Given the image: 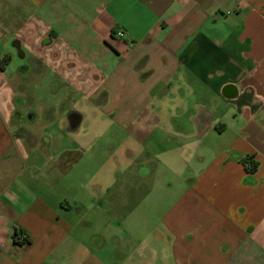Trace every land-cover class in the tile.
Listing matches in <instances>:
<instances>
[{
	"label": "crops",
	"instance_id": "0c3cea01",
	"mask_svg": "<svg viewBox=\"0 0 264 264\" xmlns=\"http://www.w3.org/2000/svg\"><path fill=\"white\" fill-rule=\"evenodd\" d=\"M120 2L92 4L85 10L79 4L74 11L66 9L63 0H0V35L2 10H14L28 19L25 43L33 50L40 42L44 49L63 38L79 43L82 36L104 46L109 43L122 65L106 91H128L122 102L131 112L117 117V122L124 128L137 122V133L145 131L151 118L160 123L157 109L168 100L185 108L184 96L176 95L182 87L202 101L194 102L185 114L187 129L175 117L165 123L168 133L195 138L200 132L191 124L212 119L207 121L212 127L202 135L212 128L221 136L228 129L214 119V113L222 111L216 102L231 103L235 110L231 121L243 119L244 123L233 131L219 158L224 171L230 168L235 176L223 182L224 194L219 188V214L214 218L205 211L198 215L194 211L198 202L193 201L187 215L196 220L197 228L178 225L179 213L166 215L165 224L173 236L167 248L115 246L131 230L123 229L97 206L100 199L109 207L114 204L107 197L110 186L105 185L101 190L105 193L98 197L97 186L91 184L97 173L84 182L80 156L62 162L61 157L74 150L35 151L34 138L24 131L16 134L10 124L0 60V264H160L157 256L165 251L169 264H264V0ZM224 14L233 15L226 25ZM135 27L145 29L137 34ZM15 39L22 46V40ZM103 49L109 52L108 47ZM140 74L144 77L132 76ZM183 75L190 77L187 85ZM130 77L133 85H129ZM147 85L167 86L168 92L158 88V94H149ZM132 90L137 91L129 95ZM109 93L112 100L115 94ZM136 108L138 115L131 114ZM229 191L237 197L230 198ZM18 234L24 242H18Z\"/></svg>",
	"mask_w": 264,
	"mask_h": 264
},
{
	"label": "rangeland",
	"instance_id": "374dc122",
	"mask_svg": "<svg viewBox=\"0 0 264 264\" xmlns=\"http://www.w3.org/2000/svg\"><path fill=\"white\" fill-rule=\"evenodd\" d=\"M63 1L66 9L74 11L79 4H84V10L98 3L102 6L107 3L122 5L121 0ZM130 3L135 6L132 1ZM29 14L33 15V10L29 9ZM228 16L224 14L225 25L233 17ZM221 17L219 14L218 18ZM1 20L0 60L4 67L3 90L8 97L11 127L18 135L24 131L34 138L35 151L44 148L49 154L56 147L74 150L65 153L61 157L62 162H71L80 156V175L83 181H90L97 173L91 184L97 186L98 197L105 193L101 191L105 185L110 186L111 191L107 197L115 201L110 205L111 211L105 199H100L97 206L100 210H106L123 229L131 230L129 237L115 243V246H157V251L167 248L173 236L169 232L170 228L166 227V215L174 216L173 213L169 215L170 211L179 213L175 218L178 225L197 228L196 220H193L192 215H187L194 207L193 201L198 202L194 209L199 212L198 215L205 211L207 216L214 218L219 214V188L221 194H224L223 190L226 189L223 182L233 181L235 177L234 171H229L230 168L224 171L219 158L234 136L233 131L244 123L243 119L231 121L235 114L231 103L216 102L222 111L214 113V119H218L217 123L225 124L228 129L221 136L212 128L207 136L202 135L205 128L212 127L207 122L212 119L191 124L194 130L200 132L195 138L175 135L170 131L168 133L165 123L175 117L187 129L189 123L185 122V114L190 113L194 102L202 101L199 96L194 97L182 87L176 95L184 96L185 108L168 100L165 107L157 109L160 123L157 118H151L145 131L137 133V122L125 128L117 122V117L131 112V109L124 108L122 102V96L128 91L121 88L106 91V86L108 89L117 78L116 75H120L119 66L122 65L121 57L111 51L109 43L105 47L104 44L90 42V39L82 36L79 43H68L63 38L59 43L44 49L40 42L33 50L25 43L27 18L14 10H2ZM135 29L140 34V30L145 28ZM215 33L221 34V30H215ZM13 38L22 40L26 54L22 62L17 61L15 51L10 47ZM107 47L109 52L103 49ZM22 67H26V70ZM132 76L144 77L143 74ZM181 77L187 85L189 75L187 78L184 75ZM129 85H133L132 77ZM151 87L147 85L149 94L156 95L160 90L161 93L168 92L167 86ZM109 91L115 94L112 100ZM133 91L137 90L129 91V95ZM147 110L154 111L152 107ZM69 111H77L83 117L75 132L67 131L65 116ZM29 112L34 113V121L27 122L24 119ZM144 112L146 117L150 116L146 111L142 114ZM131 114L138 115L137 108ZM234 192L240 194L236 189ZM234 192L229 191L228 196L236 198ZM109 243L113 245L114 242L108 239ZM147 254L151 253L147 251ZM167 254L168 251L160 252V256L158 254L160 264H169Z\"/></svg>",
	"mask_w": 264,
	"mask_h": 264
},
{
	"label": "water",
	"instance_id": "95a60500",
	"mask_svg": "<svg viewBox=\"0 0 264 264\" xmlns=\"http://www.w3.org/2000/svg\"><path fill=\"white\" fill-rule=\"evenodd\" d=\"M10 47L15 51L17 61H24L26 58V54L22 49L21 42L19 40H12L10 42ZM66 121H67V131L75 132L81 125L82 115L77 111H69L66 113ZM27 122H31L35 120V115L32 112H29L25 118Z\"/></svg>",
	"mask_w": 264,
	"mask_h": 264
},
{
	"label": "trees",
	"instance_id": "16d2710c",
	"mask_svg": "<svg viewBox=\"0 0 264 264\" xmlns=\"http://www.w3.org/2000/svg\"><path fill=\"white\" fill-rule=\"evenodd\" d=\"M17 237L19 239V241H18L19 243L24 242V239H22L23 236H21V234H18Z\"/></svg>",
	"mask_w": 264,
	"mask_h": 264
},
{
	"label": "flooded vegetation",
	"instance_id": "af4514ba",
	"mask_svg": "<svg viewBox=\"0 0 264 264\" xmlns=\"http://www.w3.org/2000/svg\"><path fill=\"white\" fill-rule=\"evenodd\" d=\"M21 69H25V67H22Z\"/></svg>",
	"mask_w": 264,
	"mask_h": 264
},
{
	"label": "built area",
	"instance_id": "2783aa9c",
	"mask_svg": "<svg viewBox=\"0 0 264 264\" xmlns=\"http://www.w3.org/2000/svg\"><path fill=\"white\" fill-rule=\"evenodd\" d=\"M22 239H24V237H22Z\"/></svg>",
	"mask_w": 264,
	"mask_h": 264
}]
</instances>
